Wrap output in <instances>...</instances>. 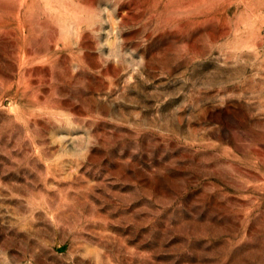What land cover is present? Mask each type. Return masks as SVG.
<instances>
[{"label": "rangeland", "instance_id": "374dc122", "mask_svg": "<svg viewBox=\"0 0 264 264\" xmlns=\"http://www.w3.org/2000/svg\"><path fill=\"white\" fill-rule=\"evenodd\" d=\"M0 264H264V0H0Z\"/></svg>", "mask_w": 264, "mask_h": 264}]
</instances>
